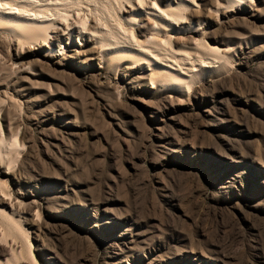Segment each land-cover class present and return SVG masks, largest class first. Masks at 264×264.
<instances>
[{
	"label": "rangeland",
	"instance_id": "rangeland-1",
	"mask_svg": "<svg viewBox=\"0 0 264 264\" xmlns=\"http://www.w3.org/2000/svg\"><path fill=\"white\" fill-rule=\"evenodd\" d=\"M36 1L55 43L0 21L14 263L264 264V0Z\"/></svg>",
	"mask_w": 264,
	"mask_h": 264
},
{
	"label": "bare ground",
	"instance_id": "bare-ground-1",
	"mask_svg": "<svg viewBox=\"0 0 264 264\" xmlns=\"http://www.w3.org/2000/svg\"><path fill=\"white\" fill-rule=\"evenodd\" d=\"M58 1V0H57ZM60 1V0H59ZM73 1V0H72ZM76 1V0H75ZM145 1V0H144ZM153 1V0H152ZM161 1H166V3L169 5L171 4V0H161ZM190 0H185V2H188ZM193 1V0H192ZM74 2V1H73ZM77 2V1H76ZM75 2V3H76ZM81 2V1H80ZM79 2V3H80ZM130 2L133 5L132 7L135 6L136 3L139 4V2L141 4H143V0H130ZM136 2V3H135ZM173 2V1H172ZM51 3V2H49ZM48 1L46 2H39L36 0H0V21L4 24V27H6L8 30L12 31V32H19L21 34L27 33L29 36L32 35V37H34V39L36 40V38H42L44 39V44L47 45L48 42L55 43V38H53L51 35L48 34V28L50 26H55V19L57 16V14L53 17H50L48 12L46 11L48 9L47 4H49ZM60 3V2H59ZM67 3V2H66ZM52 4V3H51ZM57 4V3H56ZM55 4V5H56ZM62 4V3H61ZM64 4V3H63ZM74 4V3H71ZM54 5V4H53ZM144 5V4H143ZM151 4H149L150 6ZM88 6V5H87ZM148 6V5H146ZM130 7V6H129ZM141 7V5H140ZM53 8V7H52ZM79 8V7H78ZM145 8V7H144ZM55 9H58L57 7ZM135 9V8H134ZM152 9L154 12H149L152 15H155L156 19L158 22L163 23V24H169L170 25H178V23L174 22V19H176V14L175 12H169L167 10H162L159 8V6L157 5V3H153L152 5ZM51 11V9H49ZM48 10V11H49ZM54 10V9H53ZM52 10V11H53ZM67 10V9H66ZM148 10V9H147ZM151 10V9H149ZM58 11V10H57ZM60 11V10H59ZM78 11V10H77ZM56 12V11H55ZM71 12V11H70ZM52 14V13H51ZM68 14V12H67ZM66 12L62 14H60L61 16H63L64 18H67ZM148 14V13H147ZM53 15V14H52ZM59 15V13H58ZM59 15V16H60ZM78 15V14H77ZM102 15V14H101ZM58 16V17H59ZM60 16V17H61ZM63 18V19H64ZM74 18V17H73ZM72 19V18H71ZM57 20V19H56ZM77 20V19H76ZM85 20V19H84ZM180 20V19H179ZM58 21V20H57ZM177 21V20H176ZM182 21V20H181ZM61 21H59L60 23ZM81 24V23H80ZM79 24V25H80ZM104 24V23H103ZM74 25V24H73ZM84 25V24H83ZM107 25V24H106ZM61 26V25H60ZM69 26V25H68ZM59 27V24H58ZM53 28V27H52ZM67 28V25H66ZM78 28V27H77ZM81 28V27H80ZM76 29V28H75ZM50 30V29H49ZM59 30V29H58ZM78 30V29H77ZM80 30V29H79ZM113 30V29H112ZM83 31V30H82ZM90 31V30H89ZM53 32V31H52ZM66 32V31H65ZM95 32V31H94ZM64 33V32H63ZM84 33V32H83ZM90 33L92 35H96V33H93L90 31ZM90 33H86V34H90ZM69 34V33H68ZM82 34V33H80ZM79 34V35H80ZM108 34V33H107ZM110 34V33H109ZM117 34V33H116ZM99 35V34H98ZM96 35V36H98ZM120 35V34H119ZM84 36V34H83ZM86 36V35H85ZM91 36V35H90ZM94 37V36H93ZM70 38V37H69ZM132 38V37H131ZM153 38V37H152ZM32 39V38H31ZM41 39V40H42ZM91 39V38H90ZM102 39V38H101ZM137 39V38H136ZM72 40V39H71ZM123 40V39H122ZM129 40V39H128ZM43 41V40H42ZM69 41V40H68ZM117 41V39H116ZM146 41V40H144ZM161 41V40H160ZM119 42V41H118ZM116 43L117 49L120 47L122 49H124V52H128V53H133V52H137L140 54H145L146 52H149L148 49H153L150 48L152 46H150L149 48H147V46L143 43V42H139V45L137 48L128 46L124 44H119ZM128 42V41H127ZM42 43V42H41ZM70 42H68L69 44ZM79 43V41H78ZM135 43V42H134ZM147 43V41H146ZM49 44V43H48ZM81 44V43H79ZM41 45V44H40ZM43 45V44H42ZM50 45V44H49ZM54 45V44H53ZM70 45V44H69ZM81 46V45H80ZM156 46V45H155ZM154 46V47H155ZM114 49V46H112ZM65 48V47H64ZM157 48V46H156ZM155 48V49H156ZM170 48V47H169ZM78 47L76 45H73L71 47H69L68 52L72 55L75 52L78 53L77 51ZM105 49V48H104ZM110 50V49H108ZM158 50V49H156ZM155 50V51H156ZM102 51V50H101ZM154 50H150V52L153 54H151L152 58L155 61V65H157L158 67H160L161 70L163 71H169V72H173L176 70V72L178 71V69L175 67V64H173L174 60H170V58L166 61L163 62L160 60V52L157 51L155 52ZM80 52V51H79ZM149 52V53H150ZM159 52V53H158ZM178 54V52H177ZM47 55V53H46ZM49 55V54H48ZM146 55V54H145ZM175 55H176V51H175ZM75 56V55H73ZM144 56V55H143ZM127 57V56H125ZM132 58L130 55H128V59ZM176 58V57H175ZM185 58V57H184ZM127 59V58H125ZM152 59V60H153ZM166 59V58H165ZM115 60V59H112ZM194 60V59H193ZM151 63V61H150ZM202 67V66H201ZM193 71V70H192ZM181 72V71H180ZM0 174L5 176L8 180L11 179L10 173L6 170H2L0 167ZM4 188V187H1ZM0 188V264H15L14 260L17 256V254L21 253V250L19 249V247H17L16 245L9 243L5 245V247L3 246V244L1 243V237L3 236V231H6V229L9 228L10 223H17L18 220H16L17 218L16 216V210L18 207L17 206V200L13 199L10 195V193L8 191L5 190H1ZM13 195V194H12ZM20 216V215H19ZM25 216V215H24ZM13 221V222H11ZM20 221V220H19ZM12 225V224H11ZM29 231V230H28ZM10 233V232H9ZM33 253V252H32ZM33 255V254H32ZM34 262V261H33ZM34 264V263H33Z\"/></svg>",
	"mask_w": 264,
	"mask_h": 264
}]
</instances>
